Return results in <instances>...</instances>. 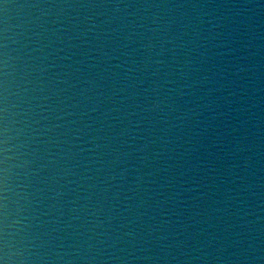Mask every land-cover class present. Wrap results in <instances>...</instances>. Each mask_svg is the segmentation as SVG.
Here are the masks:
<instances>
[{
	"label": "water",
	"instance_id": "water-1",
	"mask_svg": "<svg viewBox=\"0 0 264 264\" xmlns=\"http://www.w3.org/2000/svg\"><path fill=\"white\" fill-rule=\"evenodd\" d=\"M5 264H264V0H0Z\"/></svg>",
	"mask_w": 264,
	"mask_h": 264
},
{
	"label": "clouds",
	"instance_id": "clouds-1",
	"mask_svg": "<svg viewBox=\"0 0 264 264\" xmlns=\"http://www.w3.org/2000/svg\"><path fill=\"white\" fill-rule=\"evenodd\" d=\"M0 264H5V261L0 259Z\"/></svg>",
	"mask_w": 264,
	"mask_h": 264
}]
</instances>
